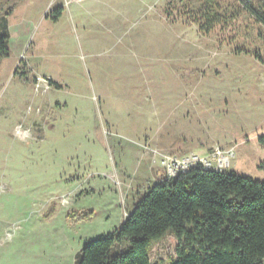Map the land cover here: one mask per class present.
Segmentation results:
<instances>
[{"label": "rangeland", "instance_id": "rangeland-1", "mask_svg": "<svg viewBox=\"0 0 264 264\" xmlns=\"http://www.w3.org/2000/svg\"><path fill=\"white\" fill-rule=\"evenodd\" d=\"M243 3L264 6L0 0V264H75L169 180L164 155L216 166L220 154L216 171L264 182V28ZM207 10L220 21L210 32ZM176 245L154 243L151 264Z\"/></svg>", "mask_w": 264, "mask_h": 264}, {"label": "trees", "instance_id": "trees-1", "mask_svg": "<svg viewBox=\"0 0 264 264\" xmlns=\"http://www.w3.org/2000/svg\"><path fill=\"white\" fill-rule=\"evenodd\" d=\"M242 6L264 28V6ZM200 13L205 32L220 23L211 10ZM60 15L54 10L53 22ZM6 31L1 17L0 65L8 55ZM257 142L264 147V135ZM166 234L177 241L175 259L167 264H264V182L202 168L163 181L148 190L118 230L85 242L75 264H151L150 249Z\"/></svg>", "mask_w": 264, "mask_h": 264}, {"label": "built area", "instance_id": "built-area-1", "mask_svg": "<svg viewBox=\"0 0 264 264\" xmlns=\"http://www.w3.org/2000/svg\"><path fill=\"white\" fill-rule=\"evenodd\" d=\"M215 158V157H214ZM227 159L218 154L216 166L213 165L212 160L199 159L197 156H183L176 157L171 155H164L159 161L160 169L164 174L165 179H172L178 177L180 174L189 172L193 169L202 168L204 170H217L220 167L227 165Z\"/></svg>", "mask_w": 264, "mask_h": 264}]
</instances>
